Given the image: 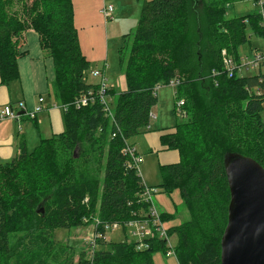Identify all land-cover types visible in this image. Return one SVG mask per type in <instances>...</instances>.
<instances>
[{"label":"trees","instance_id":"1","mask_svg":"<svg viewBox=\"0 0 264 264\" xmlns=\"http://www.w3.org/2000/svg\"><path fill=\"white\" fill-rule=\"evenodd\" d=\"M245 1L145 0L135 31L123 35L119 47L127 89H109L110 117L99 101L73 104L98 86L85 78L90 62L73 0H0L2 82L18 78V59L27 53L21 51L24 34L34 30L53 59L55 97L70 106L62 133L30 151L21 140L19 153L0 165V264H155L156 251L167 254L168 241L156 235L141 249L133 239L100 238L90 256L80 251L78 257L74 246L53 235L57 228L95 226L97 219L146 217L145 183L124 149L130 137L148 130L156 86L171 81H178L182 121L161 140L179 160L161 166L166 186L179 188L190 217L168 235L177 233L179 264H221L230 202L224 156L240 153L264 167V72L229 77L223 66V51L239 58L249 25L264 34L259 12L227 17L230 6Z\"/></svg>","mask_w":264,"mask_h":264},{"label":"rangeland","instance_id":"2","mask_svg":"<svg viewBox=\"0 0 264 264\" xmlns=\"http://www.w3.org/2000/svg\"><path fill=\"white\" fill-rule=\"evenodd\" d=\"M144 0H107L106 3L114 7L113 17L107 22L103 23L102 30L104 36V42L107 44L106 50V64L102 61H91L90 67L86 72V81L90 79V71L93 69L105 68L106 74L111 84L115 86L116 93H120L127 89V82L122 75L119 66L118 51L119 47L123 44V35L132 33L135 31L140 17V9L142 8ZM259 12L260 7L254 0L236 3L228 8L227 17L245 15L249 12ZM248 39L242 44L238 51L240 57L247 56L253 59L256 53L264 54V34L260 35L254 31L251 25L248 26L247 31ZM47 60L48 73L53 75V68L51 60ZM241 70L240 75H251L259 72H264V63L260 67H252V65H245ZM48 76V77H50ZM93 81V80H91ZM115 83H113V82ZM52 82L49 84V94L47 98L52 97ZM157 94L159 95L156 105L152 108V115L156 116V119H151L152 123L150 128L146 132L138 133L127 140V143L133 145L138 152L140 158L138 163V171L142 177L143 182L147 187L156 188L157 192L153 196V201L157 209L165 214L166 219L163 220L164 230L168 231L178 227L183 222L187 221L190 217L188 207L177 187H167L164 181V175L162 170V161L164 160V154L169 152L175 153V151H163L160 150V141L157 149L151 147L149 141L146 138L148 133H157L161 127H170L182 121V117L178 116L179 106L173 97L172 89L168 86H162ZM53 98V97H52ZM175 101V102H174ZM179 103V102H178ZM172 109H176L177 113H172ZM156 120V121H155ZM34 129V134L38 135L37 128L33 125V122H28ZM153 127V129H152ZM44 133L45 132L43 129ZM50 135V134H49ZM33 139L31 134L27 133L28 149L29 151L34 149L39 143V138L31 143ZM166 156V155H165ZM177 160L179 159L178 155ZM169 161L167 163L176 162ZM94 224L80 226L78 228L62 229L57 228L54 230L53 238L57 243L68 244L74 246L77 250V256L79 257L80 251H85L87 256L93 251V246L87 242L88 238H93ZM101 238H106L108 242H120L124 239L130 240V232H126L122 227L114 228ZM95 239V238H94ZM100 238L97 239V241ZM96 241V242H97ZM177 241V233H172L168 238V245L175 246ZM97 248L101 246L97 243ZM77 259V257H76ZM155 264H179L177 256L172 254L171 256L165 254L162 251H156L154 254Z\"/></svg>","mask_w":264,"mask_h":264},{"label":"crops","instance_id":"3","mask_svg":"<svg viewBox=\"0 0 264 264\" xmlns=\"http://www.w3.org/2000/svg\"><path fill=\"white\" fill-rule=\"evenodd\" d=\"M106 1L107 0H73L75 26L78 30L81 49L90 64L91 61H102L104 65L106 64L107 44L103 40L104 36L102 30L103 23L108 21L106 16L102 13V10L108 5ZM21 51H27V53L18 59V78L9 83H3L0 75V110L6 105H10L15 111L21 113V118L19 120H0V165L12 160L19 153L21 140L24 139L28 149L29 141L27 140V133L32 135V143L36 137L39 138L40 142L44 138L62 133L65 129L64 104L55 97L53 92V83L55 79L53 59L41 48L37 32L28 30L24 34ZM46 58L47 60H51L53 68L52 76H50V72L48 73ZM100 70L106 75L110 88L115 90V86L109 81L105 68ZM91 71V77L88 82L97 83L98 79L91 75ZM122 75L124 76V74ZM50 82H52L53 98H47ZM169 87L172 89L173 97L176 100L175 87H171L170 85ZM40 97L44 98L42 104L44 107L43 110L34 118L28 117L25 111L20 109L19 103L23 102L26 106V110L32 111L39 103L38 99ZM172 113L175 114V109H172ZM30 121L33 122V125L38 130L37 136L34 134L32 125L28 123ZM175 125L176 124L170 127H161L156 134H146V138L151 147L157 149L159 146L158 142L160 141V150L171 151L164 147L161 137L164 133L168 132V130L173 129ZM43 129L45 132L49 133H44ZM172 151H175L179 157L178 151ZM176 154L172 152L164 154V160L175 161L177 160ZM169 161H162L164 162L162 164H166Z\"/></svg>","mask_w":264,"mask_h":264},{"label":"water","instance_id":"4","mask_svg":"<svg viewBox=\"0 0 264 264\" xmlns=\"http://www.w3.org/2000/svg\"><path fill=\"white\" fill-rule=\"evenodd\" d=\"M230 188L221 264H264V167L251 157L226 153Z\"/></svg>","mask_w":264,"mask_h":264},{"label":"built area","instance_id":"5","mask_svg":"<svg viewBox=\"0 0 264 264\" xmlns=\"http://www.w3.org/2000/svg\"><path fill=\"white\" fill-rule=\"evenodd\" d=\"M255 2L260 7L259 13L262 17V25L264 27V0H255ZM114 7L112 5H107L103 10L102 13L106 16V18L109 20L113 16ZM224 59H223V66L224 69L227 71V74L229 77H234L236 74L240 75L241 70L243 68L247 67L245 65H252V67H260L262 63H264V54L263 53H256L255 57L253 59L245 57H240L238 60L235 59L234 56L228 55L226 51H223ZM244 66V67H243ZM215 74L216 71H213ZM91 75L94 78H97V88L91 89L88 92L81 93L78 97L74 99V106L76 108H79L81 106L87 105L89 103H93L96 101H99L100 104L103 106V110L106 113V115L113 117V111H112V96L109 93L110 86L107 82V77L104 74V72L100 69H94L91 71ZM176 84H178V81H171L170 86L175 87ZM161 85L156 86V92L161 88ZM38 104L35 106V108L32 111H27L26 106L23 102L19 103L20 109L24 110L26 115L30 118L36 117V115L43 110V102L44 98L40 97L38 99ZM179 102V103H178ZM178 106L183 104V100H177ZM69 104H64L65 111L68 110ZM21 118V113L18 111H15L12 106L6 105L2 110H0V120L4 119H14L19 120ZM155 115H150V119H155ZM150 128V126L148 127ZM125 154H128L132 157L134 166L138 168V163L140 158L138 157L137 149L133 146L127 143L125 146ZM157 192L156 188L153 187H147L145 185V188L141 194V199L144 200V202L149 204L148 213L145 218H133L129 220L126 223H120V222H114V223H102L98 219L95 222L94 226V233L93 238L89 239L90 245L95 246L96 241L98 238H101L104 236V233H107L108 231H111L114 228L122 227L126 228L128 232H130L131 239L137 241V247L139 249L146 246V240L153 236H159L160 238H164L168 241L169 235L168 231L164 230L163 227V220L161 218V213L157 209L154 201L153 196ZM101 225L103 227V231L95 230V228ZM95 238V239H94ZM169 250L167 252L168 255L174 254L173 247L169 244Z\"/></svg>","mask_w":264,"mask_h":264}]
</instances>
